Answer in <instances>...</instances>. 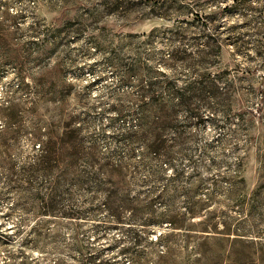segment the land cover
Instances as JSON below:
<instances>
[{"label": "rangeland", "instance_id": "rangeland-1", "mask_svg": "<svg viewBox=\"0 0 264 264\" xmlns=\"http://www.w3.org/2000/svg\"><path fill=\"white\" fill-rule=\"evenodd\" d=\"M159 1L0 0V264H264V187L252 196L264 186L263 66L221 90L218 104L195 99L181 109L173 102L177 111L159 132L168 144L182 138L174 149L184 174L177 192L159 197L162 181L151 175L150 160L137 166L138 155L123 156L121 187L129 200L118 220L103 209L75 218L78 208L98 207L103 197L61 183L54 161L41 152L46 147L53 158L56 132L47 126L61 110L76 117L85 145L107 155L115 150L111 135L135 124L134 115L122 123L119 112L135 104L133 87L147 77V66L159 65L158 58L172 47L192 51L201 44L197 11L235 22L246 36L248 64L261 62L253 42L257 26L264 31V0H180L185 6L169 15L158 8ZM116 2L128 3L132 11H115ZM181 20L185 38L171 41L170 30ZM221 60L222 68L231 67L226 48ZM176 70L184 73L180 63ZM223 107L251 111L245 116L250 127L238 131L241 120L224 119ZM218 134L227 136L225 143L216 140ZM191 135L189 142L185 138ZM237 157L244 161L237 193L250 197L244 209L226 191ZM195 172L202 180L223 179L218 190L207 185L213 201L186 214L189 202L206 199V190L183 193L195 184ZM132 207L142 216L166 208L168 217L142 226L130 219Z\"/></svg>", "mask_w": 264, "mask_h": 264}, {"label": "trees", "instance_id": "trees-1", "mask_svg": "<svg viewBox=\"0 0 264 264\" xmlns=\"http://www.w3.org/2000/svg\"><path fill=\"white\" fill-rule=\"evenodd\" d=\"M159 2L158 8L163 9L165 15L177 14L185 6L180 0H161ZM127 5L128 3L116 2L115 11L123 13L132 11ZM105 14L111 15V12ZM160 15L162 17L163 14ZM195 15L201 30V44L192 51L183 46L182 48L172 47L170 51L158 58L159 65L147 66L145 71L147 77L138 80V83L133 87L135 104L119 112L121 120H123L122 123L125 122L124 119L127 116L134 115L135 124L132 126L124 124L111 135L118 145L109 155L99 150L95 145H85V139L81 136V127L76 124V117L66 110L57 111L58 118L48 124V132H56L53 158L50 149L45 147L41 149V152L45 157H48L49 161H54V166L58 169L59 181L63 184L73 185V190L79 194L93 191L96 195L100 194L103 197V201L98 207L90 208L87 211L78 208L74 214L75 218L98 215L92 213L103 209L108 212V218L120 219L118 218L119 214L127 209L125 200H129V196L121 187L125 182L126 167L121 162L123 156L136 159L138 155L139 164L137 166H143L148 159L150 160L149 164L154 167V173L151 175L155 180L162 181L159 197L167 199L172 193H176L179 181L184 174L176 164L178 159L174 156V149L182 138L180 136L170 138V143L173 144H168L167 139L159 132L163 124L168 122L177 111L172 109L173 102L176 101V106L181 109H188L192 100L195 99L209 105L210 101L218 104L215 100L221 99L222 94L225 93L221 90L231 89L236 82L248 79L255 67H264V31L261 25L256 28L259 36L253 42L254 54L261 59V62L248 64L252 56L247 46L246 36L239 31L235 22L221 21L219 13L215 12L200 14L197 11ZM182 21L177 22V26L170 30L171 41L175 38H185L187 27L182 24ZM157 32L158 29H152L149 36L153 38ZM223 48H226L230 55L231 67H221ZM179 63L184 68V73L177 72L176 67ZM178 81L182 82L180 86L177 84ZM223 108L219 111L225 116L224 119L236 116L241 120L238 131L247 130L250 127L249 118L245 116L251 111ZM162 122L164 123L161 124ZM214 125L218 126V122H215ZM185 139L191 142L194 136L191 135ZM237 139H239L238 136H236V141ZM216 140L225 143L227 136L218 134ZM248 143V140H245V149L248 148ZM202 148L204 145L201 146L199 152L204 153ZM243 164L242 157H237L234 173L227 181L228 186H226L229 195L236 196V199L241 202L242 209L247 208L246 206L250 203L247 201V204L244 205V200L247 198L249 200L250 197L237 193L238 184L243 181L240 176ZM169 167L172 169L170 173L168 172ZM134 172L137 173V169ZM194 177L195 184L191 182L189 188L183 189V193L192 196L198 190H206L204 191L206 199L189 202V205L185 206L186 214L195 213L202 206L213 201L212 194L207 192L209 190L207 185H213L214 189L218 190L221 188L220 183L223 179L222 176H210L202 180L198 172H195ZM82 185H90L91 190L88 187H80ZM263 187L260 185L252 196H257L256 194L260 193ZM200 201H203L202 204ZM130 210V219L140 221L139 224L142 226L161 224L168 217L166 208H164V213H157L153 209L149 212V216H142L137 207H132ZM177 223L175 222V225ZM169 224H174V221H170Z\"/></svg>", "mask_w": 264, "mask_h": 264}]
</instances>
